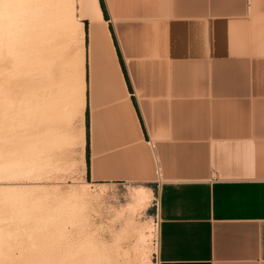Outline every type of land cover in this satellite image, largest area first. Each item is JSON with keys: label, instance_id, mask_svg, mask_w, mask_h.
Listing matches in <instances>:
<instances>
[{"label": "crops", "instance_id": "obj_1", "mask_svg": "<svg viewBox=\"0 0 264 264\" xmlns=\"http://www.w3.org/2000/svg\"><path fill=\"white\" fill-rule=\"evenodd\" d=\"M90 1L88 180L157 185L160 264H264V0Z\"/></svg>", "mask_w": 264, "mask_h": 264}, {"label": "rangeland", "instance_id": "obj_2", "mask_svg": "<svg viewBox=\"0 0 264 264\" xmlns=\"http://www.w3.org/2000/svg\"><path fill=\"white\" fill-rule=\"evenodd\" d=\"M60 1L64 29L54 37L55 44L47 45L58 53L53 74L46 79L40 72V81L33 78L29 89H24L28 98L14 93L23 89L22 77H26L20 54L0 44L4 48L0 58L8 51L13 65L7 71L0 69V80L7 77L4 86L12 92L6 104L0 93V264H160L157 185H100L87 178L85 116L76 117L72 103L86 48V36L84 42L78 27L94 5L90 0ZM33 84L40 94L31 90ZM141 192L148 193L145 202Z\"/></svg>", "mask_w": 264, "mask_h": 264}, {"label": "bare ground", "instance_id": "obj_3", "mask_svg": "<svg viewBox=\"0 0 264 264\" xmlns=\"http://www.w3.org/2000/svg\"><path fill=\"white\" fill-rule=\"evenodd\" d=\"M66 5V4H65ZM68 9V8H67ZM63 15H64V6L61 3L60 0H0V44H2V47H6L10 49V51L12 50L13 53H15L16 55L20 54V57L24 62V66H25V71H26V77H22L24 79L22 82V86L23 89H19L14 93H19V95H25V91L24 89H29L31 83H33V78L37 79L40 74V72H42V76L40 77H46V76H51V66L53 64L54 61V57L57 56L55 54L56 53L54 50H51L50 47L47 45H51V42L54 43V37L57 36V33L63 32L60 31L61 29H64V19H63ZM79 19V18H78ZM69 20V19H68ZM67 20V21H68ZM96 19L92 17V21H95ZM69 24V23H68ZM79 31H80V35L83 38V41L85 42V26L84 24L81 22L79 23ZM66 25V24H65ZM94 25V24H93ZM69 26V25H68ZM68 31V30H67ZM75 32V31H74ZM68 35V33H66ZM72 35V34H71ZM43 37V40H41ZM69 37V36H67ZM66 37V38H67ZM71 37V36H70ZM59 38V37H58ZM81 38V39H82ZM65 39V38H64ZM63 39V40H64ZM57 42V41H56ZM49 43V44H48ZM62 43V42H60ZM70 43V42H69ZM68 43V44H69ZM55 44V43H54ZM66 44V43H63ZM67 45V44H66ZM65 45V46H66ZM18 46V48H17ZM1 48V50H3ZM56 48V46H54ZM58 47V46H57ZM67 47V46H66ZM60 49V48H59ZM62 49V48H61ZM60 49V50H61ZM64 49V48H63ZM57 50V49H56ZM63 51V50H62ZM60 51V52H62ZM7 52V53H6ZM3 51L2 55H1V66L0 69H8L10 66L13 67V65H11V57L8 55V51ZM80 51L78 50V53ZM65 53V50H64ZM77 53V54H78ZM1 54V53H0ZM60 55V54H59ZM66 55V54H65ZM11 56L12 53H11ZM62 56V55H61ZM78 56V55H77ZM16 58V56H15ZM69 58V57H67ZM85 50H83L82 54H81V59L78 65L79 71V80H78V87L77 89H75V97H74V101H73V109H74V113L75 116L78 117L80 115L84 116V109H85V72H84V64H85ZM15 60L13 59V62ZM71 61V60H70ZM59 62V60H58ZM63 62V61H62ZM67 62V61H66ZM20 63V62H19ZM65 63V62H64ZM13 64V63H12ZM18 64V63H17ZM56 64V63H55ZM20 64H18L19 66ZM22 65V63H21ZM68 65V64H66ZM65 65V66H66ZM55 66V65H54ZM22 67V66H21ZM53 67V66H52ZM15 68V67H14ZM20 68V67H19ZM18 69V68H17ZM22 69V68H21ZM63 70V69H62ZM61 70V71H62ZM7 71V70H6ZM18 71V70H17ZM65 71V69H64ZM24 72V71H23ZM22 72V73H23ZM3 73V72H2ZM5 73V72H4ZM3 73V74H4ZM21 73V76H22ZM25 73V72H24ZM6 74V73H5ZM14 74V72H13ZM17 74V73H16ZM20 74V73H19ZM48 74V75H47ZM56 74V73H55ZM59 74V73H58ZM9 75V74H8ZM20 76V77H21ZM25 76V75H23ZM54 76V75H53ZM0 77L1 74H0ZM39 77V78H40ZM9 78V77H8ZM48 77H46L47 79ZM10 81L11 78H9ZM15 79V78H14ZM13 79V80H14ZM19 79V78H17ZM15 79V80H17ZM39 80V79H37ZM7 77L5 78L3 76V78H1L0 83L3 85V89L0 91L1 96L3 97V102L6 104V102H8L9 100H11V95L12 92L10 91L9 87H5L4 84L6 83ZM33 81V82H32ZM36 81V80H35ZM40 81V80H39ZM9 82V81H8ZM7 82V83H8ZM13 82V81H12ZM50 82V81H49ZM57 82V81H56ZM6 83V84H7ZM15 84H13V86L15 87L16 82H14ZM47 83V82H46ZM5 84V85H6ZM20 84V83H19ZM9 85V84H8ZM12 85V84H11ZM34 85V84H33ZM36 85V84H35ZM35 85L32 87V91H36L37 88H35ZM40 85V84H39ZM21 86V88H22ZM41 86V85H40ZM13 87V89H14ZM16 88V87H15ZM19 88V87H18ZM16 88V89H18ZM39 89V87H38ZM56 89V88H55ZM15 90V89H14ZM42 91V90H41ZM48 91V90H47ZM46 91V92H47ZM52 91V90H51ZM37 94L40 92L36 91ZM35 92V93H36ZM56 92V91H55ZM27 93V91H26ZM48 93V92H47ZM46 93V94H47ZM40 94V93H39ZM58 94V93H57ZM17 95V94H16ZM15 96V95H14ZM26 96V95H25ZM18 97V96H15ZM14 97V99H15ZM28 98V96H26ZM53 97V96H52ZM60 97V96H59ZM20 98V96H19ZM18 98V99H19ZM56 98H58L56 96ZM59 99V98H58ZM34 100V99H33ZM38 100V99H37ZM42 100V99H41ZM17 101V100H16ZM24 101V100H23ZM40 101V99H39ZM58 101V100H57ZM61 101V100H59ZM15 101H11V103L13 104ZM32 102V100H31ZM16 104V103H15ZM57 104V103H55ZM32 105V104H31ZM31 105H29L28 107H30ZM59 105V104H57ZM16 106V105H15ZM14 106V107H15ZM25 107V106H24ZM33 107V105L31 106V108ZM23 108V107H22ZM33 109V108H32ZM55 109V108H54ZM15 109H13L14 111ZM20 110L21 106H20ZM17 111V106H16V110ZM11 112V111H10ZM19 113V111H17ZM16 112V113H17ZM46 112V111H45ZM52 112V110L50 111ZM13 113V112H11ZM25 113V112H24ZM23 113V114H24ZM41 113V112H40ZM39 113V114H40ZM7 114V113H6ZM9 114V113H8ZM20 114V115H23ZM38 114V115H39ZM10 116H7V118ZM12 117V116H11ZM37 117V116H36ZM15 118V117H14ZM19 119H22L21 117H18ZM17 119V117L15 118ZM26 119V118H25ZM38 119V118H37ZM9 119H7L8 121ZM32 120V119H30ZM24 121V118H23ZM29 121V120H28ZM41 121V120H39ZM3 122V121H2ZM1 122V123H2ZM5 122V121H4ZM10 122V121H8ZM16 122V121H15ZM18 122V121H17ZM16 122V123H17ZM33 120L32 123L30 125V129H32L31 126H33ZM81 122V121H80ZM14 123V122H13ZM12 123V125H13ZM84 123V122H83ZM9 125L11 123H8ZM7 124V125H8ZM16 125V124H15ZM18 125V124H17ZM36 125V122H35ZM5 126V125H4ZM3 126V127H4ZM14 126V125H13ZM19 126V125H18ZM38 126V125H37ZM82 126V125H81ZM15 127V126H14ZM1 128V127H0ZM23 128V127H22ZM4 129V128H2ZM15 129V128H14ZM28 129V128H27ZM33 130V129H32ZM35 130V129H34ZM15 131V130H14ZM19 131V129L17 130ZM15 131V132H17ZM22 131V130H21ZM30 131V130H29ZM6 132V131H3ZM14 132V134L16 135V133ZM27 132V131H26ZM25 132V134H26ZM13 133V132H12ZM23 133V131H22ZM28 133V132H27ZM31 133V132H30ZM29 133V134H30ZM33 133V132H32ZM9 134V133H8ZM21 132H19V136ZM36 134V133H35ZM3 135V134H2ZM24 135V134H23ZM83 135L85 136V127H83ZM14 136V135H13ZM17 136V135H16ZM26 136V135H25ZM6 137V135H5ZM22 137V136H21ZM33 137L35 138V135H33ZM9 138V137H8ZM15 138V137H14ZM17 139H19L17 137ZM22 140V139H20ZM85 140V139H84ZM25 140H23L24 142ZM26 141H28L26 139ZM4 142V141H3ZM30 142V141H29ZM28 144V143H27ZM32 144V143H31ZM30 145V144H29ZM17 146V145H16ZM25 146V145H24ZM28 148V145H26ZM9 147V146H7ZM5 148V150H7L8 148ZM16 149V148H15ZM8 151V150H7ZM28 151V149H27ZM12 152V151H11ZM17 152V151H16ZM26 152V150H25ZM13 153V152H12ZM24 153V150L23 152ZM28 153V152H26ZM15 154V153H14ZM12 155V154H11ZM15 157V156H14ZM10 160V159H9ZM10 162V161H9ZM13 161H11L12 163ZM139 191V190H138ZM140 194V193H139ZM147 195L148 193L146 192H141L140 196L142 197V200L145 202V200L147 199ZM141 199V198H140ZM138 201V200H137ZM158 209H159V200H158ZM159 228V227H158ZM160 232V229H159ZM159 248H160V233L158 236V244H157V251L159 254Z\"/></svg>", "mask_w": 264, "mask_h": 264}, {"label": "trees", "instance_id": "obj_4", "mask_svg": "<svg viewBox=\"0 0 264 264\" xmlns=\"http://www.w3.org/2000/svg\"><path fill=\"white\" fill-rule=\"evenodd\" d=\"M100 1H101L102 6H103V0H100ZM86 141H87V143H86V159H87V165L89 166V118H88V112H86Z\"/></svg>", "mask_w": 264, "mask_h": 264}, {"label": "built area", "instance_id": "obj_5", "mask_svg": "<svg viewBox=\"0 0 264 264\" xmlns=\"http://www.w3.org/2000/svg\"><path fill=\"white\" fill-rule=\"evenodd\" d=\"M157 204H158V202H157ZM157 207H158V205H157ZM158 223V227H159V229H160V221H159V219H158V221H157Z\"/></svg>", "mask_w": 264, "mask_h": 264}]
</instances>
